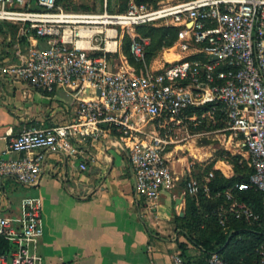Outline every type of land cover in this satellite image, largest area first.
<instances>
[{
    "label": "built area",
    "instance_id": "obj_1",
    "mask_svg": "<svg viewBox=\"0 0 264 264\" xmlns=\"http://www.w3.org/2000/svg\"><path fill=\"white\" fill-rule=\"evenodd\" d=\"M33 1L37 8H30ZM103 1L101 11L90 12L64 10L56 0H0V21L22 23L36 35L52 39L47 46H31L22 62L0 65V75L45 91L85 82L93 95L80 101L75 120L10 136L5 151L24 154L4 157L0 152V180L13 177L35 186L46 155L27 151H55L69 136L95 138L115 131L127 151L135 195L153 202L164 187L180 179L164 153L170 139L166 123H179L191 107L211 103L242 132L252 159L248 178L224 190L227 202L216 208L217 219L225 225L230 213L248 222L259 220L232 189H257L264 200V0H128L122 11L108 10L107 0ZM139 24L177 26L180 55L154 69L145 65L139 71H110L106 54L120 47L125 34L133 57L144 62L149 38L135 31ZM149 121L162 127L164 134L155 127L147 129ZM79 167L85 169L86 164L81 161ZM212 177V171L201 177L184 176V192L213 196ZM21 203L20 216L0 215V238L9 244L0 251V264H46L36 249L43 234L41 197L28 195ZM256 251L253 264H264V241ZM61 264L82 262L72 258ZM173 264H185L181 253L174 255ZM207 264L227 263L213 250Z\"/></svg>",
    "mask_w": 264,
    "mask_h": 264
},
{
    "label": "crops",
    "instance_id": "obj_2",
    "mask_svg": "<svg viewBox=\"0 0 264 264\" xmlns=\"http://www.w3.org/2000/svg\"><path fill=\"white\" fill-rule=\"evenodd\" d=\"M17 26L26 51L0 48L1 66L18 64L28 57L31 46L52 42L50 36L35 35L22 23ZM5 34L0 32V41ZM106 59L110 71L142 68L129 61L122 44L108 52ZM92 96V88L85 82L45 91L11 75H0V152L4 157L24 154L5 151L10 136L75 120L80 101ZM36 151L46 155L40 182L27 186L13 177L0 180V215L20 216L23 197H41L43 234L36 249L46 264L72 258L82 264H149V260L173 264L174 255L181 253V242L190 240L177 218L185 215L184 169L177 172L170 162L181 179L164 187L150 202L134 193L127 151L115 131L95 138L69 136L55 151L39 148L26 153ZM81 161L85 169H80Z\"/></svg>",
    "mask_w": 264,
    "mask_h": 264
},
{
    "label": "rangeland",
    "instance_id": "obj_3",
    "mask_svg": "<svg viewBox=\"0 0 264 264\" xmlns=\"http://www.w3.org/2000/svg\"><path fill=\"white\" fill-rule=\"evenodd\" d=\"M149 1L155 3L158 0ZM127 2L128 0H107V9L110 10L109 8H111L112 11L125 10ZM58 5L61 8H63V5L69 7L76 6V11L96 12L104 8V1L59 0ZM151 25L161 26L163 24ZM0 32L6 33L0 41V48L3 51H7V49H9L7 52L16 51V49H20L21 52L26 51V43L23 40L24 35L21 33L17 23L0 21ZM158 38V32L154 31L153 41L149 45L147 53L148 58L145 56L144 62L137 61L134 58L136 62L133 64L137 69L143 68L145 65L153 69L158 68L163 63H167L180 55L181 50L177 47V37L170 44H166L163 47H159ZM186 115L179 123H166V133L169 136L168 139H170L165 145L164 153L168 163L171 162L177 172L184 169L186 176H203L212 171L217 176L222 175L226 178H235L239 175L245 177L251 171L252 159L245 145L242 132L232 128L218 108L201 107L198 110H188ZM153 127H155L156 131H160L161 135L164 134V129L158 125L155 126L154 122L149 121L146 124L147 129ZM179 178L181 179V176ZM256 196H251V199L261 204L264 221V203ZM246 197L248 198V196ZM199 204L201 205L199 209L201 211L192 220L195 238L199 242L208 239L209 245L213 248H223V253L229 264H246L250 262L252 257L251 242H248L247 238L239 235L232 236L231 228L235 225H230L229 227L220 226L212 216L204 213V210L220 205L225 206L226 203L216 198L203 196L200 198ZM180 225L186 234L187 223L181 221ZM180 247L185 264H192V261L201 255L203 249L202 246L194 243L192 240H188V243L181 242Z\"/></svg>",
    "mask_w": 264,
    "mask_h": 264
},
{
    "label": "trees",
    "instance_id": "obj_4",
    "mask_svg": "<svg viewBox=\"0 0 264 264\" xmlns=\"http://www.w3.org/2000/svg\"><path fill=\"white\" fill-rule=\"evenodd\" d=\"M137 1H140V0H137ZM56 3L58 5L59 0H56ZM35 5H36V3H33L32 6H30V8H37V6H35ZM63 8L65 10H76L77 9L76 6L69 7L66 5H63ZM109 9L111 10V8H109ZM122 10H116V11H122ZM135 29L141 36H145V37L149 38V41L145 46L146 58H148L147 53L149 50V45H151L152 41H153V32L154 31L158 32V35H159V38H158L159 47H161V46L163 47V46H166V44H170L177 37V31H178V27L173 26V25L152 26L151 24H139V25H136ZM32 32L36 35L34 30H32ZM129 42H130V37L127 34H125L122 38V43H121L122 49H123L124 53L126 54L127 58L129 59V61H131L132 63H135L136 61H135L133 55L131 54V52L129 50ZM95 53H99V52H95ZM208 107H211V103H207V104L202 106V108H208ZM200 108L191 107L190 109L191 110H198ZM250 172L245 177H243L242 175H239V176H236L235 178H226L222 175L217 176L215 173H213V177H212L211 182H210V189H211V193L213 194V196H211L210 198H213V199L216 198V199L221 200L222 202L226 203L227 199L224 195V190L227 189L228 187H232L235 182L246 180L248 178ZM201 176L202 175H198L196 177H201ZM217 191H219L220 194L215 196L214 194ZM232 191L237 198L244 200L245 202H247L251 206L253 211L258 214L259 220H256L253 222H248L245 219L235 218L230 213H227L226 223H225V225H221L217 219L216 214H215V210H216L217 206L215 208L204 210V213H206V215L209 214L210 216H212V218H214V220L220 226L229 227L230 225H235L231 228L232 236L235 237V236L239 235V236L247 238L248 242L249 241L251 242L250 247L252 249V251H251L252 257H251V261L246 263V264H253L257 259L256 248L258 247V245L261 242L264 241V221H263V208H262L261 204L258 203L257 201H255L254 199H251V196L257 195L256 197L260 198L264 203L263 195H262L261 191L254 189V188H247V189L239 190L238 188L233 187ZM203 196H206V195L203 194L202 192L198 193L197 195L186 194L185 215L181 216V217H177L179 220L187 223V232H186L187 237L190 240H192L194 243L202 246V248H203L201 255L198 256L196 259H194L192 261V264H207V257L209 256L210 252L213 250L219 251L221 253V255L223 256V258L225 259L226 263L229 264L226 256L223 253V250H224L223 248H220V247L219 248H213L212 246L209 245L208 239H205L202 242H199L194 236L192 220H193L194 216L197 213H199V211H201V210H199L201 208V205L199 203H200V198H202ZM246 196H248V198ZM197 210H198V212H197ZM229 222H232V223H229ZM8 246H9L8 242L6 240L0 238V251L7 250Z\"/></svg>",
    "mask_w": 264,
    "mask_h": 264
},
{
    "label": "water",
    "instance_id": "obj_5",
    "mask_svg": "<svg viewBox=\"0 0 264 264\" xmlns=\"http://www.w3.org/2000/svg\"><path fill=\"white\" fill-rule=\"evenodd\" d=\"M97 92H99V90H97ZM181 197L177 198L176 201H180ZM181 215L183 214V212L180 213Z\"/></svg>",
    "mask_w": 264,
    "mask_h": 264
},
{
    "label": "bare ground",
    "instance_id": "obj_6",
    "mask_svg": "<svg viewBox=\"0 0 264 264\" xmlns=\"http://www.w3.org/2000/svg\"><path fill=\"white\" fill-rule=\"evenodd\" d=\"M173 58H174V57H173ZM228 168H229V167H228ZM228 168H227V169H228Z\"/></svg>",
    "mask_w": 264,
    "mask_h": 264
}]
</instances>
